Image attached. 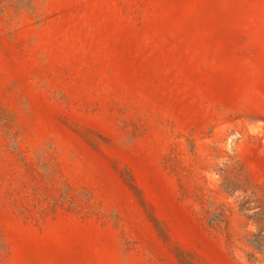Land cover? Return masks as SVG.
<instances>
[{
    "label": "rangeland",
    "instance_id": "obj_1",
    "mask_svg": "<svg viewBox=\"0 0 264 264\" xmlns=\"http://www.w3.org/2000/svg\"><path fill=\"white\" fill-rule=\"evenodd\" d=\"M241 201L264 0H0V264H264Z\"/></svg>",
    "mask_w": 264,
    "mask_h": 264
},
{
    "label": "trees",
    "instance_id": "obj_2",
    "mask_svg": "<svg viewBox=\"0 0 264 264\" xmlns=\"http://www.w3.org/2000/svg\"><path fill=\"white\" fill-rule=\"evenodd\" d=\"M249 201H241L238 204V212L245 214V217L251 221L255 230L253 232L248 233L244 237V242L246 246L250 249V252L246 253V257L249 260L254 262L258 261L256 255H259L260 258L264 261V210L258 209L254 210V208H250L248 206ZM225 206L217 207L210 212V216L208 218V223L211 226H216L219 223H223L225 221ZM248 212L249 214H246Z\"/></svg>",
    "mask_w": 264,
    "mask_h": 264
}]
</instances>
